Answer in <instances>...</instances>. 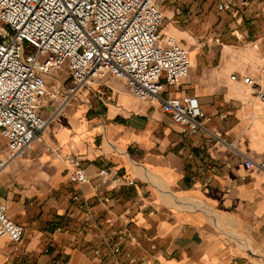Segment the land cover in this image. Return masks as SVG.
<instances>
[{
  "label": "crops",
  "instance_id": "1",
  "mask_svg": "<svg viewBox=\"0 0 264 264\" xmlns=\"http://www.w3.org/2000/svg\"><path fill=\"white\" fill-rule=\"evenodd\" d=\"M215 4L166 0L162 33L187 45L199 38L204 43L189 52L188 76L163 97L197 98L206 129L234 148L214 143L206 133H189L163 113L158 101L136 100L110 75L83 85L62 107L59 99L48 100L36 109L50 119L41 140L0 173V202L25 230L20 245L0 243V264H51L53 256L67 264H99L89 252L103 241L82 227L70 200L78 192L91 200L93 219L106 238L122 226L134 234V241L122 244L119 264H129V257L142 264H264V172L256 167L264 162V105L255 99L264 84V55L211 46L207 32L202 38L203 26L212 25L218 13ZM259 11L264 17V6ZM260 13L247 24H262L256 18ZM252 31L233 39H253ZM232 73L252 77L255 85L245 92L239 81L229 80ZM70 83L65 70L46 78L48 88L65 90ZM46 145L76 157L88 183H70ZM6 153L0 138V159ZM100 169L133 180L134 186L115 188L97 175ZM49 242L52 255L43 253Z\"/></svg>",
  "mask_w": 264,
  "mask_h": 264
},
{
  "label": "built area",
  "instance_id": "2",
  "mask_svg": "<svg viewBox=\"0 0 264 264\" xmlns=\"http://www.w3.org/2000/svg\"><path fill=\"white\" fill-rule=\"evenodd\" d=\"M165 0H0V138L7 153L0 159V173L9 162L22 159L41 137L50 122L36 111L48 100L59 99L64 106L78 96L83 85L110 75L125 85L130 96L139 101H158L164 114L191 134L206 133L214 143L234 148L205 127L206 116L197 98L176 97L167 92L188 76L189 51L178 40L162 33L161 2ZM234 0H218L216 10L228 12L236 7ZM65 70L71 79L65 89L48 88L46 78ZM230 81H239L245 92L255 85L250 76L232 73ZM264 105V84L255 93ZM45 152L64 166L70 183L82 187L88 176L72 155L61 156L46 145ZM201 155L199 158H203ZM249 168L252 163L247 160ZM256 167L264 172V162ZM102 180L109 179L115 188L134 186L133 180L111 176L98 170ZM79 211L86 231H95L103 246L89 253L99 264H119L124 242L135 236L120 227L106 238L93 219L90 199L81 192L70 197ZM110 224V222H108ZM57 232H62L54 222ZM66 231H63V233ZM24 227L8 216L0 202V243L5 240L18 246L24 238ZM52 242L43 253L52 255ZM7 261L9 257L7 256ZM129 264L144 261L129 257ZM51 264H67L53 256Z\"/></svg>",
  "mask_w": 264,
  "mask_h": 264
},
{
  "label": "rangeland",
  "instance_id": "3",
  "mask_svg": "<svg viewBox=\"0 0 264 264\" xmlns=\"http://www.w3.org/2000/svg\"><path fill=\"white\" fill-rule=\"evenodd\" d=\"M234 1L237 6L234 7L233 10L228 11V12L218 11V13L214 14L211 19L213 24L210 25L209 27L203 26L204 28L202 29V31L204 34L202 35V38L203 39L206 38L207 33H209L211 41H209L208 44H210L211 46L217 45V43L224 44V45H229L233 47H238V49L240 50L252 49L256 51V55L259 56L260 53H261V56L264 55V52H260L261 50H264V40L262 38V34L264 32V22L262 24H257L254 26H250V24H247L248 17L250 18V16H254L260 13L259 10L262 6H264V0H234ZM217 2L218 0H216V3ZM165 3H166V0L161 2L160 4L162 14H163V7ZM253 4L254 6L260 4V7L253 9ZM243 16L245 18H243ZM256 18H258L259 20H264L262 11ZM165 25H166V21L164 18L163 28L165 27ZM253 29L254 31L252 32L255 33L256 35L253 39H248L246 37L245 39L243 38L240 41L233 39L235 38L236 34L242 35L241 34L242 32H244L245 34L248 31L250 32ZM223 35H225V37L226 35L230 36L231 38L230 41L223 40L222 38ZM177 40L179 44L187 48L189 52L192 51L194 48H197V46L204 43V40H201V38H199L198 40L191 41L190 45H187V42H183L180 39H177ZM40 108L41 107L37 109L39 110Z\"/></svg>",
  "mask_w": 264,
  "mask_h": 264
}]
</instances>
